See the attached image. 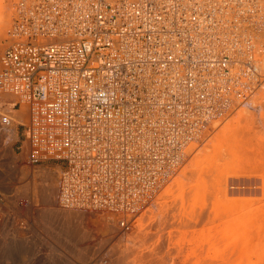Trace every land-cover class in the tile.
<instances>
[{
    "label": "bare ground",
    "instance_id": "1",
    "mask_svg": "<svg viewBox=\"0 0 264 264\" xmlns=\"http://www.w3.org/2000/svg\"><path fill=\"white\" fill-rule=\"evenodd\" d=\"M92 1L75 0L74 3L83 4V10L90 13L87 17L90 27L100 29L106 25L107 28V19L97 15L99 8L105 10L103 4L106 5L107 0H97L98 6ZM120 1L127 3L129 0ZM140 1L161 6L162 10V5L165 7L162 17L166 23L165 30L176 32L172 42L174 56L165 67L152 60L151 35L159 32L156 27L158 20L153 22L154 19H150L151 24H148L151 34L145 42L142 40L145 31L131 30L123 32L120 39H111L107 44L111 47L106 51V44L100 40L95 45H87L90 51V85L87 81L81 84L90 95V127L74 128L67 121V108L54 113L52 105L34 99L31 88L35 87L34 84L28 82V87H24L15 75L8 77L11 83L16 84L15 88L5 86L0 89V205L5 201L15 213L13 218H3L5 214H0V260L18 262L32 251L23 229L27 230L26 220L37 219L43 221L44 229L49 228L55 239V245L52 240L53 253L56 252L52 257L53 264H76L74 256H84L89 250L90 264H129L126 262L128 249L122 250L118 246L120 237L125 236V241L130 244L141 245V241L149 236L140 230L142 237H138L140 226H146L157 216L160 221L167 219L163 210L168 207L167 199L170 197L173 196L174 204L184 201L185 184L180 178L160 193L157 202L159 212L143 215L155 198L156 190L189 153L194 152L205 131L227 117L264 83V0ZM14 5L16 14L21 0H15ZM67 12L69 16L74 15L69 10ZM131 12L130 16L134 18ZM12 30L11 27L9 44L0 55V62L12 44ZM75 39L78 38L73 34L63 36L58 32L48 37L43 46L47 50L48 45L72 43ZM3 47L0 42V52ZM160 56L164 57V54ZM94 60L98 63H92ZM81 73L80 64L64 66L55 58L49 62L42 87L50 88L48 93L54 96L65 79L74 83L79 76L81 79ZM155 78L158 79L157 85H154ZM236 80L247 86L239 91ZM16 99L21 100V108H14L12 100ZM48 114L55 118H49ZM83 123L86 124V120ZM24 124L33 127V139L22 145V151H27L29 156L27 159L30 158L34 164L37 149L50 147L53 149L49 156L75 160L72 172H67L62 160L64 166H59L57 175L39 168L36 174L40 179H36L33 171L31 176L11 145L5 143L4 146V141L2 144V130L14 129L12 131L18 136V128ZM231 129L229 126L224 128L227 138L222 143H228L226 141L232 138ZM201 130H204L202 134ZM251 135L245 134L250 137V140L249 137L246 139L250 145L254 139ZM48 141H56L58 145H50ZM230 141L232 143L233 140ZM222 145L225 147L226 144ZM230 145L225 150L231 158L238 152L243 153L242 150L246 152L247 144L242 148L241 145ZM212 146L214 154L207 160L210 169L204 168V171L213 177L215 172L221 175L219 184L222 185L226 178L216 161L223 158V150ZM200 164L196 161L192 166L197 168ZM185 173L186 177L194 176L195 171L188 169ZM199 176L201 180V175L195 178ZM194 185L190 188L194 187L196 191L193 188L192 193L189 191L185 197L199 200L203 192L199 185ZM90 213H100L103 217L106 214L101 229L108 227L112 232L103 236L92 232L84 225ZM193 214L194 211L186 209L170 215L165 221L183 224L192 220ZM29 227L30 230L34 227V231L40 234L36 229L38 225ZM164 246L162 241L150 252H160ZM62 247L71 255H60ZM147 257L146 264L153 263L150 254ZM199 264L213 263L205 261Z\"/></svg>",
    "mask_w": 264,
    "mask_h": 264
},
{
    "label": "rangeland",
    "instance_id": "2",
    "mask_svg": "<svg viewBox=\"0 0 264 264\" xmlns=\"http://www.w3.org/2000/svg\"><path fill=\"white\" fill-rule=\"evenodd\" d=\"M14 4L15 0H0V42L4 45L0 55L3 54L7 44H9L10 30L15 14ZM7 22H9L8 25ZM249 98L242 101L227 117L216 122L209 130L205 131L201 141L195 146L194 152L191 151L169 179L162 182L156 190L155 198L150 207L143 212L144 214L142 213L144 216L158 213L160 206L158 208L157 202L158 197L160 198V193L177 179L182 178L185 184L184 193L187 195L193 191L194 187L190 188V186L197 184L199 188L201 187V192H203L201 198L199 200H190L191 197L188 198L182 194L184 201H178L174 204L171 200L172 196L167 199L168 207L163 212L168 219L170 215L182 213L187 209L194 211V214L191 216L192 220L180 224L181 222L165 221L167 219L160 221L159 216L157 218L154 217L152 221H148L149 224L146 223V226L141 225L138 230V237L141 236L140 230L144 231V233L146 232L147 236H149L141 241V245H134V243L132 245L125 241V236L120 237L119 241L121 240L122 244L119 242L118 246L122 250L128 249V252H126V262L129 264H146L147 255L150 254V259L153 261L151 264H199L205 261L213 264H264V83ZM243 117L246 119H243ZM228 126L232 128V135L230 136L233 141L231 143V139H229V141H226L228 143H222V140L227 138L224 128ZM243 127L245 130L243 129L244 131H241L242 134L240 133L241 135H239ZM5 130H2L4 131L2 144L4 141V146L11 145L12 151L24 166V169L29 170L28 173L30 175L31 171H33L36 179H40L36 174V169L39 170V168L48 170L54 176L58 174L59 166L63 165L62 160L55 159L41 163L35 162L33 164L30 158L27 159L29 157L27 156V151H22V141L25 139V127L23 125L18 128V136H15L16 132L12 131L14 129L9 128ZM245 134L249 136L252 134L251 138H254V142L251 139L252 145L249 142L247 143L246 139L249 136L247 137ZM243 135L246 138L242 137ZM238 141H241L240 144ZM221 143L226 144V148L230 144L234 147H240L239 145H241V148L242 145L245 146L247 144L245 147L246 152L244 153L245 150H242L243 153L238 152L231 158ZM211 144L216 147L219 146L218 148L222 147L220 149L223 150V158L216 161V164L221 167L220 170L223 168L222 172L226 178V183L222 185L219 184V180L222 179L220 178L221 175H216L217 172H215L213 177V175H206L204 171V168L205 170L210 169V164L208 163L209 157L214 154ZM250 147L254 148L251 153ZM196 161H199L201 164L199 167L193 168L192 165ZM64 164L65 168H67L68 163L65 161ZM188 169L195 171L194 176L187 175L188 177H186L185 171ZM196 175L206 176H202L201 180L200 176L199 178L196 177L198 181L195 178ZM217 187L221 190H217ZM16 191L18 190L16 189ZM194 191H196V188H194ZM176 194L178 195L179 192ZM2 203L4 205H0V214H5L3 218L7 216L13 218L15 214L14 209L6 205L5 201H2ZM113 213L117 214V212ZM105 216L103 217L100 213H90L84 221V225L86 224L98 236L108 234L112 232L108 227L101 229L104 226L102 225L104 223L102 219ZM21 218L24 217H20L19 219ZM35 220H26L28 231L23 229L27 237L26 240H28V245L32 247V249L30 247L29 249L32 251L26 253L25 258L18 262L3 259L0 260V264H53L52 257H54L53 255L56 252L53 253L52 246L55 245V239L52 237L49 228L44 229V225H42L44 224L43 221ZM152 223H154V226L151 225ZM32 224L36 227L38 225L39 228L36 229L42 236L34 231V227L33 230H30L29 226ZM42 228L44 230H41ZM49 233L51 234L49 235ZM40 240H42V243ZM52 240L54 245L52 244ZM162 241L165 243L164 248L160 252L151 253ZM33 247L36 252L33 250ZM43 248L44 250H42ZM31 252L34 256L29 254ZM60 255L69 256L71 253L62 247ZM28 256L29 259L27 260ZM89 257L90 250L84 256H74V260L76 264H90ZM84 258L85 261L83 260Z\"/></svg>",
    "mask_w": 264,
    "mask_h": 264
},
{
    "label": "built area",
    "instance_id": "3",
    "mask_svg": "<svg viewBox=\"0 0 264 264\" xmlns=\"http://www.w3.org/2000/svg\"><path fill=\"white\" fill-rule=\"evenodd\" d=\"M74 1L21 0L20 8L17 6L13 20L12 44L7 50V55L0 62V89H4L5 86L16 87V84L11 83L8 78L13 75L18 78V81L24 87H28V82H31L35 86L34 88L31 86L35 96L34 99L52 105L55 108L54 113H58L57 110L67 108L65 114L67 115V121L70 122L69 124L74 128H81L83 125L90 127V95L81 84L87 81L90 85V51H88L87 45H95L100 40L106 44V48H104V51H106L111 47L107 45L111 39H120L123 32L131 30L138 33L145 31L146 35L142 38L145 42V39H148L151 34L150 25H148L151 24L150 19H154L153 22L158 20L156 27L159 32L156 31L153 36L151 35L152 49H154L151 57L158 65L165 67L168 60L174 56L172 42L176 32L165 30L166 23L162 19L165 15L163 5L162 10L161 6L147 5V2L143 3L140 0H129L127 3L120 0H107L106 5L103 4L105 10L99 8L97 13L98 16L107 19V28H105V25L100 29H93L87 21L90 13L83 10V4H76ZM96 1L93 0L92 2L95 6H98ZM158 4L161 5V1ZM68 10L74 15L69 16ZM130 12L134 18H131ZM136 16L140 18L135 19ZM58 32H61L63 36L73 34L78 39H75L72 43H54L48 45L47 50H45L46 47L43 46V42ZM161 54H164V57H161ZM55 58L57 63L62 62L64 66L80 64L82 73L81 79L79 76V79L74 83H70L68 79H65L61 89L56 91L54 96H51L48 93L51 89L42 87V83L46 81L49 62ZM92 63L96 64L98 62L94 60ZM6 79L8 80L7 83ZM157 83L158 79L155 78L154 85H157ZM245 86L247 85L239 84L236 80V87L239 91ZM12 101L15 109L21 108V100ZM48 117L55 118L50 114H48ZM84 120H86V124L83 123ZM193 124L196 125V122ZM23 126L25 127V139L22 141V145L23 142L33 139V127L28 124ZM71 142L74 143L75 140ZM48 144L58 145L56 141H48ZM52 149L50 147H47V149L39 147L37 156L34 158L35 162L63 160L68 163V167L65 168L67 172H72L76 165L75 160L64 156H49Z\"/></svg>",
    "mask_w": 264,
    "mask_h": 264
}]
</instances>
